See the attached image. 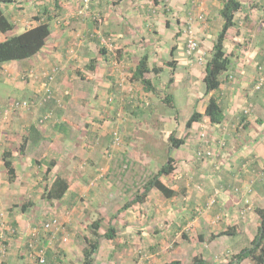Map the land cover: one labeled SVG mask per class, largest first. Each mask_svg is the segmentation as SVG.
<instances>
[{
  "label": "rangeland",
  "instance_id": "rangeland-1",
  "mask_svg": "<svg viewBox=\"0 0 264 264\" xmlns=\"http://www.w3.org/2000/svg\"><path fill=\"white\" fill-rule=\"evenodd\" d=\"M37 2L34 6L36 11L42 12L43 8L50 7V0ZM134 2L99 0L97 6L88 4L90 13L77 14L74 22L68 14L66 18H58L63 13L60 9L49 8L51 14L56 13V16L50 21L52 33L46 42L56 46L59 53L66 55L62 60L64 58L66 63L71 64V80L65 87L68 98H64L61 109L65 111L63 117L68 119H64L68 128L67 139L73 152L76 151L70 165L61 164L58 172L52 171L50 174H45V169L53 158L37 159L43 162L42 167L38 168L36 164L38 170L34 173L37 176H31L33 181L20 184L18 192L21 196L12 193L15 186L10 195L0 194V250L3 251L7 244L8 248H12L10 244L16 243L17 239L23 252L21 264H37L39 251L44 254V264H80L84 237L90 236L89 224L96 218L102 219L99 228L101 236L92 264H163L171 260L194 264V256L208 264H229L231 256L242 248L236 244L237 234L229 238L220 235L222 229L216 236L225 237L211 241V234L220 228V219L216 217L213 221L207 216L208 212L201 213L204 209L196 201L200 198L193 196L209 190L205 181L207 174L203 177L200 171L195 172L202 165L197 163L196 167L192 158L194 155L201 158L202 154L197 153L200 151L195 153L184 148L167 150L168 136L175 132L176 136L187 137L189 129L185 127V121L195 105L203 109L205 104L201 74L212 55V39L208 35L203 44V39L195 31L194 21L203 24L210 20L208 24L212 26V31L216 29V22L212 17L206 19L203 16L193 20L191 0H161L158 5L152 0ZM7 6L4 9L1 5L2 11L12 21H17L11 16L12 4ZM29 10L26 11L25 20L16 22L15 29L7 32V36L24 31L28 24L26 21L29 22ZM71 24L76 26L74 36L70 34ZM190 36L197 42V49L189 53L187 40ZM61 40L63 45H58L57 41ZM173 47L180 49L176 61L170 53ZM102 48L105 51L100 54ZM145 53L149 56L151 67L162 68L158 74H145L155 85L154 92L144 91L142 85L131 77L132 70ZM105 56L108 57L107 61L103 59ZM90 59L95 61L96 67L88 70V79L81 80L74 70L82 68ZM27 60L24 62H31V57ZM2 64L0 88L5 92L0 91V111L8 108L13 100H31L9 90V87L16 90V81L25 78L24 72L15 70L11 73ZM102 64L104 66L99 72ZM7 71L10 73L6 81L8 85L5 80L2 81L6 79ZM170 77L173 82L168 86ZM108 82L113 90L107 87ZM61 92L62 89L58 95L54 94L62 97ZM167 93L174 96V108L163 101ZM19 109H9V117L7 115L4 120L0 119V126L3 125L0 131L14 124L16 110ZM196 124L198 127L199 123ZM202 132L207 137V132ZM114 133L118 137L116 142ZM4 136L0 132V159L3 150L17 149L19 142L16 137ZM3 138L7 139L4 141ZM201 142L205 144V141ZM58 144L56 142L55 145ZM43 151L47 152V148L45 150L43 147ZM184 153L189 154L187 159L190 163L186 164L188 169L182 172L177 166L183 162L180 157ZM83 154L89 155L88 159ZM94 154L99 156L96 162L89 160L95 158ZM168 156L176 158H173L175 169L161 179L176 191L175 196L166 198L152 189L143 203H134L119 211L125 202L142 191L144 182ZM120 158L122 161L118 160ZM86 167L91 172H85ZM56 175L67 179L71 185L62 199L49 200L44 194L50 187L51 178ZM0 179L2 187L11 188L8 177L1 176V172ZM23 205L25 210H22ZM54 219L55 224L52 223ZM46 223H50L48 229H45ZM110 225L116 229L112 240L103 235ZM210 225L218 229L214 231L208 227ZM254 232L251 231L253 235ZM240 264L252 263L246 259Z\"/></svg>",
  "mask_w": 264,
  "mask_h": 264
},
{
  "label": "crops",
  "instance_id": "crops-1",
  "mask_svg": "<svg viewBox=\"0 0 264 264\" xmlns=\"http://www.w3.org/2000/svg\"><path fill=\"white\" fill-rule=\"evenodd\" d=\"M37 1L38 0H11L9 2H3L1 5L5 9L8 7L7 5L12 4L10 7L11 16L17 18V21H12L11 17L6 16L14 24L20 22V19L24 21L27 13L26 11L30 9V13L28 12L30 15L29 22L27 20L26 23L28 24L25 26V28H27L37 24V21L33 18V15L37 14V11H39L34 9V6L39 3ZM191 1L193 4V20L201 19L203 16L206 17V19L207 17H210V19L212 17L216 22V29L212 31V26L208 24L211 23L210 20L203 24L200 21H194L195 31L199 33V38L203 39V44L206 42L205 40L209 35L212 39L210 42V46L212 47L216 33L220 30L223 23L218 13L223 0ZM239 1L241 7L235 12L234 25L229 27L224 40L223 49L228 58V65L219 77V88L215 92L205 94L206 98L204 99L205 104L203 109L197 108L196 105L194 109L203 113L208 98L211 94H214V96L218 98L217 100L223 110V120L218 124H212L206 116H203L200 121L195 122L192 127L189 128L187 134L189 138L187 136L184 144L177 149H189V151L195 153L198 150L205 149L207 152V154L203 155L201 158H198L193 153L194 156L192 159L195 160L194 163L197 165L196 167H198L197 163L202 165L199 167L200 169L195 170V172L197 173L200 171V176L203 177L207 174L208 177H206L207 179L205 181L206 187H208L209 190L203 193L198 192L193 194V196L197 199L200 198L196 201H199L204 209L201 213L208 212L207 216L212 218L213 221L216 217L220 219V228L218 231H215V229H218L216 226H208L215 231L214 234H211V241L220 240L225 237L216 236V233L220 232L221 229V232H223L229 226H234L236 227L234 234L222 235H227V237L232 238L237 234L238 238H236V244H240L244 247L249 244L255 235H253L251 231L254 230V233L257 231L258 216L254 211V207H264V0ZM135 2H138V0H135ZM160 2L161 0H159L158 3ZM96 3H99V0H60L59 8L56 7L53 0H50L48 3L50 7H45V9L47 8L49 10L51 7L57 11L60 9L63 13H61V16H58V18H66V14H68L72 18V22H74L77 18V14L82 15L83 13L85 14V12L90 13L88 4L96 5ZM96 6L94 8H97ZM73 9H76V12ZM64 10H66V12H64ZM94 10L95 9H93V11ZM53 19H55V17ZM75 27V24H71L70 34L72 36L75 35L74 31H77ZM6 33H0V41L9 37ZM51 33L52 32H50V35ZM76 35H78V32ZM54 43L56 44V42ZM57 44L63 45V40L57 41ZM63 51L64 50H60V52ZM177 51L180 53V49L173 47L171 55L175 61L177 60ZM36 55L31 57V62H24L27 60L26 59L21 62L10 61L2 64L5 66L4 68L9 69L8 71H11V73H13V71L15 72V70L21 71V73L24 72L25 78L22 81H16V90H13L12 87H9L11 88L9 90L26 96L31 99L30 101H33L32 106L16 110L17 120L15 118L13 121L14 124L8 125L4 128L6 130L0 131L2 135H5L4 137H6V135H11L13 139L14 137L19 139V142L17 141V149H11L15 178L13 181L8 182L11 188H7V186H5V188L0 185V194L3 196L10 195V191L14 186L15 188L12 190V193L21 196L20 192H18L20 184L33 181L31 176H35L36 173L34 172L38 170L35 168L36 164L38 168L42 167L43 162L37 159H42L41 157L45 159L47 156L52 157L55 161V165L49 172H56L59 165H70L72 155L76 151L73 152L71 143L67 139L66 132L68 128L66 124H64V119L66 121L68 119L63 117L65 111L61 109V105L56 106L53 101L42 104L40 100L43 93V83L47 74L54 66H57L59 69L52 83L53 90L58 95L62 89L63 92H61V95L63 96V93L67 91L65 87L71 80V64L69 65L66 63L67 60L64 59L66 55L59 53L56 46L46 41L42 47V51L40 50V54ZM62 57H64V61ZM69 60L71 59L69 58ZM85 65L81 69L82 72L88 75L89 73ZM103 66L102 64L99 67V72L102 70L101 68ZM107 70L110 69L108 68ZM8 71L6 79L2 81L5 80L6 82L9 80L8 76H10V73ZM203 75L204 71L201 74V80ZM90 76L94 77V75ZM20 79H22V76ZM258 81H261V87L255 89V84ZM6 84L8 85L7 82ZM107 87H110V89L112 88L109 82L107 83ZM0 91L2 93L5 92L2 88H0ZM54 95L56 96V94ZM0 98L2 99V96ZM7 115L9 117L10 113ZM6 116L0 117V119L4 120ZM42 119L44 121H42ZM196 123H199L198 127ZM0 127H3V125ZM199 127L201 128L200 130ZM201 130L207 132V137H205ZM200 134H203L204 138L202 135L200 136ZM6 139L7 138H3L4 141ZM203 139L207 140L204 145L201 142ZM56 142H59V144L55 145ZM20 144H23V148H20ZM205 145H207V147ZM43 147L45 150L47 148V152L43 151ZM38 155H40V157ZM188 155V153H184L180 157L183 162L177 166L178 170L180 169L182 172H185L186 169H188L186 165L190 163V160L187 159ZM83 156L87 159L89 157V155L86 154H83ZM94 157L95 158L91 157L89 160L92 159L93 162H96L99 156L94 154ZM174 159L176 160V158ZM118 160L122 161V158ZM183 163L184 165H182ZM194 163H192V165H195ZM88 168L89 167H86L85 172H91ZM0 172L1 176H7L2 159H0ZM56 176L51 178V183ZM68 190L64 196H66ZM239 191H241L240 194L238 193ZM195 199L193 200L195 201ZM251 214H254V216L250 217ZM233 217H235V220H233ZM4 219L5 215L2 220L4 221ZM11 225L10 223L9 226ZM248 228L252 230L250 229L251 231H249ZM10 245L13 247L8 248L7 244L6 248L3 247V251L0 250V264H21L22 259L20 258L23 252H21V248H19L17 239L16 243L14 242Z\"/></svg>",
  "mask_w": 264,
  "mask_h": 264
},
{
  "label": "trees",
  "instance_id": "trees-1",
  "mask_svg": "<svg viewBox=\"0 0 264 264\" xmlns=\"http://www.w3.org/2000/svg\"><path fill=\"white\" fill-rule=\"evenodd\" d=\"M11 0H0V33H6L12 31L15 28V24L9 20V18L5 15V13L1 9V3L9 2ZM56 7L60 8V0H53ZM119 1V0H118ZM154 4H158L159 0H152ZM115 3V2H114ZM241 7V3L239 0H223L222 5L218 11L221 16L223 23L221 25L220 30L216 33L214 42L212 44V55L209 60L206 62L204 67V75L202 77V82L204 85V93L207 94L209 92H215L220 85V75L226 69L228 65V58L225 55L223 46L224 40L226 37V32L229 27L234 25V17L235 12L239 10ZM56 16V13L50 12L47 8L43 9L42 12L37 11V14L33 15V18L37 21V24L32 27H27L23 32L18 34H13L4 40L0 41V64L10 61H24L35 54H37L45 44L46 39L50 35V21ZM105 51L104 48L100 49V54ZM173 48H171L170 53L172 54ZM102 59V58H101ZM104 61L108 60V57H103ZM96 67V63L94 60L90 59L88 63H86L85 68L87 70H94ZM58 67L54 66V68L49 72L53 75L52 80H48V76L44 83L49 85L51 90V95L46 99L47 92L43 90L41 95V102L47 103L53 101L56 106L62 105L64 102V98H68V94L66 91L63 93L62 97H56L54 95V90L52 83L55 80V75L58 73ZM162 70L159 66L151 67L149 65V56L147 53L143 54L132 70V79L138 81L144 91L146 92H154L155 85H153L152 80L150 78H146V73H154L158 74ZM76 76L81 80H86L88 77L82 69L77 67L74 70ZM173 82L172 77H170L167 81L168 86ZM167 86V87H168ZM45 99V100H43ZM174 96L171 93L165 94L163 101L170 108H174L173 102ZM218 98L211 94L208 98L205 110L203 113H200L194 110L187 120L185 121V127L187 129L191 128L195 122L201 120L203 116H206L210 123L218 124L223 120V110L221 108L220 103L217 100ZM61 100H63L61 102ZM175 132H172L169 136V145L168 152H170L174 148H179L185 142V137H179L175 135ZM207 147V145H205ZM20 148H23V144H20ZM197 149V148H196ZM206 155V154H204ZM1 159L3 161V165L7 172L8 181H13L15 178V169L12 162V154L11 150L5 149L2 152ZM174 159L171 156L167 157V160L159 167V169L151 174L148 179L144 182L142 186V191L136 194L132 200L125 202L120 208L119 211L123 209H127L134 203H143L150 192V190L155 189L159 193H161L166 198H171L175 196L176 191L166 185L162 181V176H167L174 171ZM55 165L54 159L48 162L45 174H47L52 167ZM71 183L61 177L56 176L55 179L50 184V187L47 188L46 194H44L45 198L49 200H60L63 198L64 194L69 189ZM25 206H22V210H25ZM254 211L258 216V225L257 231L253 237V239L249 242L248 245L242 247L237 253L231 256L229 260V264H240L243 260L248 259L252 262V264H264V207L256 206L254 207ZM101 218H96L91 221L89 224L90 236L84 237V247L82 248V261L80 264H92L94 255L99 248V238L101 234L99 233V228L101 226ZM236 227L229 226L226 230L220 233L232 235L234 234ZM104 237L106 239L112 240L116 235V229L113 225L107 227L104 232ZM194 264H208L206 261L202 260L198 256H194L193 258ZM4 264V263H1ZM163 264H181L179 260H171L169 262H165Z\"/></svg>",
  "mask_w": 264,
  "mask_h": 264
},
{
  "label": "built area",
  "instance_id": "built-area-1",
  "mask_svg": "<svg viewBox=\"0 0 264 264\" xmlns=\"http://www.w3.org/2000/svg\"><path fill=\"white\" fill-rule=\"evenodd\" d=\"M196 49H197V42L194 40L193 37L190 36L188 38V40H187V50L190 53V52H192V51H194ZM47 76H48V80L49 81L52 80V77H53L52 74L48 73ZM260 87H261V81H258L255 84V89H259ZM43 90L45 92H47L46 99L49 98L50 95H51V90H50L49 85L47 83H43ZM43 100H45V99H43ZM32 105H33V101H29V100H13L10 103L8 108H4V109H2L0 111V117L6 116L8 114V112H9V109H11V108H28V107H30ZM43 119H42V121H44ZM114 136H115L114 142H116L117 139H118V137L116 136V133H114ZM202 137L204 138L203 134H202ZM203 141H207V140L203 139ZM199 151L200 152H197V153H198V155L202 154L201 157H203L204 154H207L205 149L204 150L202 149V150H199ZM52 223L55 224L56 220L55 219L52 220ZM44 226H45V229H48L50 227V223H46ZM44 263H45L44 254H43L42 251H39L38 254H37V264H44Z\"/></svg>",
  "mask_w": 264,
  "mask_h": 264
}]
</instances>
